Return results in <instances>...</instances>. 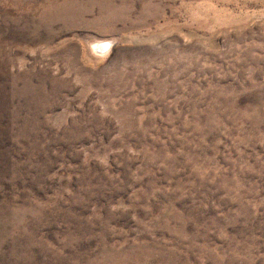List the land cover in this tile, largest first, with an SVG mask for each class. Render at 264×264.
Wrapping results in <instances>:
<instances>
[{
    "label": "rangeland",
    "instance_id": "obj_1",
    "mask_svg": "<svg viewBox=\"0 0 264 264\" xmlns=\"http://www.w3.org/2000/svg\"><path fill=\"white\" fill-rule=\"evenodd\" d=\"M0 264H264V0H0Z\"/></svg>",
    "mask_w": 264,
    "mask_h": 264
},
{
    "label": "bare ground",
    "instance_id": "obj_2",
    "mask_svg": "<svg viewBox=\"0 0 264 264\" xmlns=\"http://www.w3.org/2000/svg\"><path fill=\"white\" fill-rule=\"evenodd\" d=\"M103 43V44H102ZM105 42L104 41H101L99 42L97 45V48L101 51V50H104V47L108 44H104ZM106 50V49H105Z\"/></svg>",
    "mask_w": 264,
    "mask_h": 264
},
{
    "label": "flooded vegetation",
    "instance_id": "obj_3",
    "mask_svg": "<svg viewBox=\"0 0 264 264\" xmlns=\"http://www.w3.org/2000/svg\"><path fill=\"white\" fill-rule=\"evenodd\" d=\"M102 51V50H101Z\"/></svg>",
    "mask_w": 264,
    "mask_h": 264
}]
</instances>
